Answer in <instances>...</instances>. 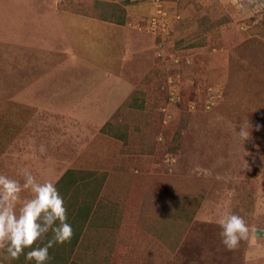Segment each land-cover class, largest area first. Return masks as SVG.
I'll list each match as a JSON object with an SVG mask.
<instances>
[{
  "label": "rangeland",
  "instance_id": "rangeland-1",
  "mask_svg": "<svg viewBox=\"0 0 264 264\" xmlns=\"http://www.w3.org/2000/svg\"><path fill=\"white\" fill-rule=\"evenodd\" d=\"M25 169H71L74 262L264 264V0H0V174Z\"/></svg>",
  "mask_w": 264,
  "mask_h": 264
},
{
  "label": "clouds",
  "instance_id": "clouds-1",
  "mask_svg": "<svg viewBox=\"0 0 264 264\" xmlns=\"http://www.w3.org/2000/svg\"><path fill=\"white\" fill-rule=\"evenodd\" d=\"M46 151L41 145L40 152ZM22 175L23 183L0 174V252L9 261L23 255L26 264H48L49 250L69 242L73 227L57 185L51 180L39 181L27 169ZM25 192L30 195L24 197ZM219 225L226 250H235L249 235L245 219L235 213H224Z\"/></svg>",
  "mask_w": 264,
  "mask_h": 264
},
{
  "label": "crops",
  "instance_id": "crops-1",
  "mask_svg": "<svg viewBox=\"0 0 264 264\" xmlns=\"http://www.w3.org/2000/svg\"><path fill=\"white\" fill-rule=\"evenodd\" d=\"M93 34H94V32L92 31V33H90V35L94 36ZM99 36L103 37L101 35V33L99 34ZM113 36H114L113 34L111 37L108 34H106V37H107L106 39L108 40V37H109L111 40H113V44L116 46V45H118L119 40L115 39V37H113ZM114 40H117V41L114 43ZM88 43H89V39L83 40V37H79V35H75L73 37L69 36L68 44H70L71 50H70V52L68 51V53L66 55L67 56L70 55L72 57L71 61H72L73 67H83V60H87V57H85L83 55V54H85V50H83V47H86V45L88 46ZM107 45H108V43H107ZM119 45H120V43H119ZM91 46H94V44L91 43ZM97 46H99V44L96 43V47ZM108 47H109V45H108ZM20 102H23V101H20ZM53 141H54V139L52 140L51 146L54 145ZM66 172H68V173H66ZM69 172H72L71 169L69 171L65 170L64 174H61L56 180H55L56 176H54V178L52 177L51 179L44 180V182L51 180L52 182H54L57 185L58 188H60L62 186L61 194L64 197L65 206L67 208V217H68V214L70 213L69 211H71V207L68 208V201L69 200L71 201L70 197L73 194L72 192L77 193V191L75 189L76 187L75 188L67 187L66 185H62V183H61L63 181V179L66 177L65 174H67V176H68ZM67 184H71V183L67 182ZM71 189H73V190H71ZM74 200L77 201L78 197H75ZM68 222L71 223V225H72V220L69 219V217H68ZM81 224H82L81 225L82 227H80V229H78L80 231L79 237L75 238L73 235L75 240H73V241L70 240L69 242H67L63 245H56L53 249V252H50L51 253L50 261H52L54 264L55 263L56 264H83V257H80L81 260L79 262L73 261L75 254L76 253L78 254V252H79L77 248L80 249V247L81 248L83 247V220H82ZM74 230H75V228H73V232H74ZM81 253H83V250ZM0 254H1V252H0ZM0 264H11V262L5 263V261L3 260Z\"/></svg>",
  "mask_w": 264,
  "mask_h": 264
},
{
  "label": "trees",
  "instance_id": "trees-1",
  "mask_svg": "<svg viewBox=\"0 0 264 264\" xmlns=\"http://www.w3.org/2000/svg\"><path fill=\"white\" fill-rule=\"evenodd\" d=\"M85 176V175H84ZM83 185H86V183H84ZM62 191V190H61ZM74 193L75 192H73V194H72V196L70 197V199H71V201L69 200L68 201V208L69 207H71V204L73 205V206H75L74 204H79V203H77L74 199H75V196H74ZM70 202H71V204H70ZM80 206H83V215H82V218H83V224H84V222H85V220L87 219V217L89 216V213H90V208H89V206H87V205H85V204H83V203H81V204H79ZM80 208V207H79ZM70 210V209H69ZM70 213L68 214V217H69V219H71L72 220V226H73V228H75V230H74V232H73V234H78V235H74V237L76 238H78L79 237V235H80V231L78 230V229H80V227H82L81 225V223H82V219H81V221H79V220H75V218L78 216V214H80V210H77L76 212L75 211H69ZM79 212V213H78ZM81 216V215H80Z\"/></svg>",
  "mask_w": 264,
  "mask_h": 264
}]
</instances>
